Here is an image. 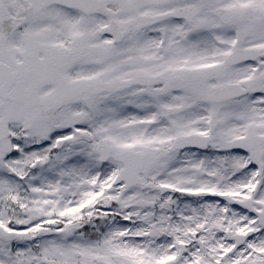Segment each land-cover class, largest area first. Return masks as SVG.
<instances>
[{"label": "snow or ice", "instance_id": "1", "mask_svg": "<svg viewBox=\"0 0 264 264\" xmlns=\"http://www.w3.org/2000/svg\"><path fill=\"white\" fill-rule=\"evenodd\" d=\"M0 264H264V0H0Z\"/></svg>", "mask_w": 264, "mask_h": 264}]
</instances>
